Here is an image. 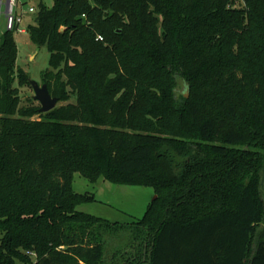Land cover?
I'll return each instance as SVG.
<instances>
[{"label": "trees", "instance_id": "1", "mask_svg": "<svg viewBox=\"0 0 264 264\" xmlns=\"http://www.w3.org/2000/svg\"><path fill=\"white\" fill-rule=\"evenodd\" d=\"M243 1L41 0L43 83L76 97L46 113L20 106L30 75L6 30L0 264H105L108 221L78 210L97 199L76 172L153 189L130 264H264V0Z\"/></svg>", "mask_w": 264, "mask_h": 264}, {"label": "rangeland", "instance_id": "2", "mask_svg": "<svg viewBox=\"0 0 264 264\" xmlns=\"http://www.w3.org/2000/svg\"><path fill=\"white\" fill-rule=\"evenodd\" d=\"M40 1L41 0H21V3H23L22 6L24 9L28 11L30 5H36ZM43 1L47 5L53 4V0ZM5 2L6 0H0V3L4 4ZM237 6L239 8L245 7V2L243 0H238ZM1 10L0 44L7 30L6 16L4 13L5 6H2ZM32 17H35L34 13H25L21 26L26 29L30 22L33 23ZM15 37L18 46L16 65L23 68L30 75L31 79L42 85V74L49 68L50 52L46 46L40 47L35 45L30 40L27 32L22 33L17 31ZM177 91L179 94L186 91V83H184L182 79L178 81ZM33 95L34 90L32 86L25 85L20 87V106L27 109L32 106H39L40 103L33 99ZM75 100L76 97L71 96L70 100L60 101L58 105L75 102ZM34 118H39V116L36 115ZM214 140L218 141L217 138ZM73 188L78 193L94 194L97 199L95 202L79 205L77 207L78 210L104 218L108 221L106 223L97 224L103 236L105 264H112L115 261H121L123 264H130L128 261H124L120 256L122 253L126 254L127 252L125 257L132 254H134V256L136 255L134 245L142 241L141 233L144 228L136 226V224H133V221H137L136 219L141 218L145 213L149 202L153 198V189L145 186L118 185L105 180L91 182L79 172L74 174ZM260 193L264 200V174ZM115 222H121L123 224H116ZM259 231L261 233L264 232V218ZM145 243L142 244L145 245L143 253L147 251L144 256L146 259L149 246H146L147 244ZM145 264L148 263L145 262Z\"/></svg>", "mask_w": 264, "mask_h": 264}, {"label": "water", "instance_id": "3", "mask_svg": "<svg viewBox=\"0 0 264 264\" xmlns=\"http://www.w3.org/2000/svg\"><path fill=\"white\" fill-rule=\"evenodd\" d=\"M29 83L34 90L33 99L40 103L41 113L49 112L50 110L54 109L57 106L60 100L58 97L52 96L46 83L40 85L37 81L31 78L29 79ZM185 96L186 97L189 96L188 88L185 91Z\"/></svg>", "mask_w": 264, "mask_h": 264}, {"label": "built area", "instance_id": "4", "mask_svg": "<svg viewBox=\"0 0 264 264\" xmlns=\"http://www.w3.org/2000/svg\"><path fill=\"white\" fill-rule=\"evenodd\" d=\"M18 7V0H8L7 2V8H6V29H16V32H25V30L21 27V24L23 22V15L22 12L17 11ZM30 13H35L36 7H30L29 9ZM1 24V22H0ZM98 39H103L101 36L98 37Z\"/></svg>", "mask_w": 264, "mask_h": 264}, {"label": "crops", "instance_id": "5", "mask_svg": "<svg viewBox=\"0 0 264 264\" xmlns=\"http://www.w3.org/2000/svg\"><path fill=\"white\" fill-rule=\"evenodd\" d=\"M43 1V0H42ZM21 0H18V7H17V11H19V12H22V15H24L25 13H30L29 12V10L28 11H26V9H24V7L22 6V4L23 3H21ZM37 5L38 4H36V5H30L29 6V8L30 7H36V10L38 11V9H37ZM2 6H5V11H4V13H5V16H6V8H7V0H6V2L3 4V3H0V15L2 14ZM48 6H52V5H48ZM36 13V12H35ZM35 13H34V15H35ZM35 18H36V15H35V17H32V19H33V23H34V21H35ZM32 22H30L29 24H31ZM28 24V25H29ZM22 27V26H21ZM23 28V27H22ZM24 30H25V32H27V28L25 29V28H23ZM27 34H28V32H27Z\"/></svg>", "mask_w": 264, "mask_h": 264}]
</instances>
